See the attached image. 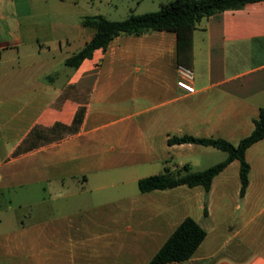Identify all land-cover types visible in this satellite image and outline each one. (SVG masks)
I'll return each mask as SVG.
<instances>
[{"label": "crops", "instance_id": "crops-1", "mask_svg": "<svg viewBox=\"0 0 264 264\" xmlns=\"http://www.w3.org/2000/svg\"><path fill=\"white\" fill-rule=\"evenodd\" d=\"M169 1L0 0V264H151L187 217L207 235L167 264H264V138L246 151L244 196L238 159L208 194L139 189L222 151L171 137L237 144L252 132L264 108V0L196 22L194 93L177 85L173 31L121 34L65 65L95 32L83 17L121 20Z\"/></svg>", "mask_w": 264, "mask_h": 264}, {"label": "trees", "instance_id": "trees-1", "mask_svg": "<svg viewBox=\"0 0 264 264\" xmlns=\"http://www.w3.org/2000/svg\"><path fill=\"white\" fill-rule=\"evenodd\" d=\"M261 0H171L163 3L157 11L143 14H131L125 19L110 20L104 15H89L82 18L83 26L95 29V32L82 48L69 56L66 66L78 67L82 61L93 55L96 49L106 50L113 38L121 34L141 35L155 30L173 31L177 35L178 61L188 65L192 59L193 33L196 22L215 13L239 9L250 2ZM189 66V65H188ZM52 77L51 75L48 76ZM252 132L237 144L223 138H204L193 135L174 136L169 143H199L212 145L227 153V157L199 171H191L184 165L175 172L166 170L163 173L150 175L139 180V189L148 192L156 189H168L178 185H202L208 194L212 182L231 161H240L241 196L249 186L250 163L246 158L247 149L264 138V108L254 119ZM207 209L205 215L207 216ZM207 235L206 228L193 219L185 218L171 234L168 240L154 255L151 264L183 262L191 258Z\"/></svg>", "mask_w": 264, "mask_h": 264}, {"label": "built area", "instance_id": "built-area-1", "mask_svg": "<svg viewBox=\"0 0 264 264\" xmlns=\"http://www.w3.org/2000/svg\"><path fill=\"white\" fill-rule=\"evenodd\" d=\"M177 85L188 93L195 92L194 78L195 71L191 66L179 63L177 65Z\"/></svg>", "mask_w": 264, "mask_h": 264}, {"label": "rangeland", "instance_id": "rangeland-1", "mask_svg": "<svg viewBox=\"0 0 264 264\" xmlns=\"http://www.w3.org/2000/svg\"><path fill=\"white\" fill-rule=\"evenodd\" d=\"M226 156H227L226 152L220 151V152H218V154L212 156V158H209L208 161H205L204 163H202V165H201V167L199 169H202L205 166H209L211 164L220 162L221 160H224L226 158ZM47 197L50 198V199L53 198L52 196H49V195Z\"/></svg>", "mask_w": 264, "mask_h": 264}]
</instances>
